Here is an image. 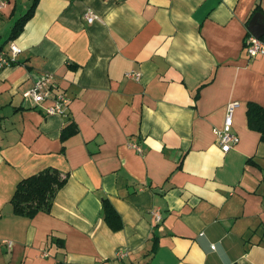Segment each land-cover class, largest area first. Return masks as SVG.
<instances>
[{"label":"crops","instance_id":"crops-1","mask_svg":"<svg viewBox=\"0 0 264 264\" xmlns=\"http://www.w3.org/2000/svg\"><path fill=\"white\" fill-rule=\"evenodd\" d=\"M0 2V47L22 49L0 69V264H264V141L247 120L264 55L246 48L264 0ZM44 79L49 98L26 100ZM59 93L69 108L49 115ZM46 169L67 179L51 209L16 214L18 184Z\"/></svg>","mask_w":264,"mask_h":264},{"label":"trees","instance_id":"trees-1","mask_svg":"<svg viewBox=\"0 0 264 264\" xmlns=\"http://www.w3.org/2000/svg\"><path fill=\"white\" fill-rule=\"evenodd\" d=\"M33 10L16 23L11 39L16 38L32 16ZM264 40V37L262 38ZM247 120L250 129L260 133L264 141V107L250 102L247 106ZM67 179L62 178L56 169H46L39 174L22 180L11 199L14 212L21 216L34 217L40 211H49L52 207L56 193L65 185ZM105 218L113 230L122 229L123 223L112 205L104 202Z\"/></svg>","mask_w":264,"mask_h":264},{"label":"built area","instance_id":"built-area-1","mask_svg":"<svg viewBox=\"0 0 264 264\" xmlns=\"http://www.w3.org/2000/svg\"><path fill=\"white\" fill-rule=\"evenodd\" d=\"M4 8V4L0 2V10ZM86 18L88 22L93 23L96 17L90 11L87 12ZM246 48L248 55L251 57H256L264 55V40L257 38L253 35L248 36L246 40ZM22 53V49L14 42H10L7 49L0 47V69L10 67L18 62V57ZM126 78L135 81L141 80V73L137 71H130L125 74ZM48 79L38 81L34 86L25 91L23 96L26 100L32 101L34 104H41L49 98V89L47 88ZM239 103H232L228 106L225 124L222 129H216V140L218 145L221 147L224 153L229 152L234 146L240 142V138L237 134L232 131L234 124V113L239 107ZM69 108V99L65 94L59 93L54 98V104L48 109L49 115H64ZM138 152H141V148L138 146H133ZM155 219L157 222L162 220L161 216L156 213ZM9 247L12 243L9 241H4ZM127 255L125 250H120L117 254L119 258H124Z\"/></svg>","mask_w":264,"mask_h":264},{"label":"water","instance_id":"water-1","mask_svg":"<svg viewBox=\"0 0 264 264\" xmlns=\"http://www.w3.org/2000/svg\"><path fill=\"white\" fill-rule=\"evenodd\" d=\"M249 31L257 38L264 37V15L256 14L250 22Z\"/></svg>","mask_w":264,"mask_h":264},{"label":"rangeland","instance_id":"rangeland-1","mask_svg":"<svg viewBox=\"0 0 264 264\" xmlns=\"http://www.w3.org/2000/svg\"><path fill=\"white\" fill-rule=\"evenodd\" d=\"M7 37H8V35H6V37H5V38H3V39L7 40ZM5 40H4V41H5Z\"/></svg>","mask_w":264,"mask_h":264}]
</instances>
